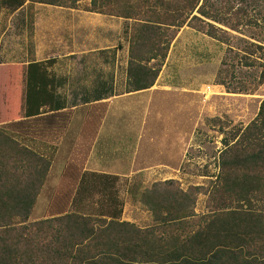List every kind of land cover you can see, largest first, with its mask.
Returning <instances> with one entry per match:
<instances>
[{
	"label": "trees",
	"instance_id": "trees-1",
	"mask_svg": "<svg viewBox=\"0 0 264 264\" xmlns=\"http://www.w3.org/2000/svg\"><path fill=\"white\" fill-rule=\"evenodd\" d=\"M261 1L124 0L114 7L116 4L101 6L98 0H92V8L87 11L134 21L129 38L127 75L131 87L128 91L139 92L154 86L170 44L184 26L205 30L208 36L215 38L216 27L211 22L236 30L227 22L228 12L239 6L234 15L245 19L248 11L243 7L257 11ZM35 2L64 5L62 0ZM1 4L14 13L26 4V0H2ZM261 14L259 12V18L246 20L245 24L239 21V25L247 28L263 26L260 28L263 30ZM196 23L202 27H196ZM251 46L257 51L264 50L262 46ZM248 52L255 53L249 49ZM152 61L156 63L149 66ZM52 63L48 60L28 64L22 73L25 88L19 86L20 79L15 75L12 94L17 98V107L21 102L20 109L25 110L27 118L40 115L43 109L60 107L55 105L48 69ZM260 68L258 86H264V64ZM255 106L252 121L238 134L235 143L220 154L219 174L209 200L214 205V214L210 220L202 222L199 229L182 233L183 222L195 216L192 208L195 199L193 194L173 188L172 182L155 190L154 199L147 201L155 218L162 224L169 223L170 230L176 232L173 239H160L155 244L147 243L151 239H128L132 242L126 245L117 239H100L103 233H114L120 227L134 228L117 221L120 212L110 222L71 212L32 223L28 222L33 209L30 203L25 211H0V264H35L41 257L49 264L59 261L67 264L65 260L72 259L74 264H264V211L259 206L264 202V98L255 100ZM9 214L16 223L1 221ZM21 223L25 225L18 226ZM178 230L182 232L178 233ZM147 234L149 232H145ZM134 240L138 243L133 244Z\"/></svg>",
	"mask_w": 264,
	"mask_h": 264
},
{
	"label": "rangeland",
	"instance_id": "rangeland-1",
	"mask_svg": "<svg viewBox=\"0 0 264 264\" xmlns=\"http://www.w3.org/2000/svg\"><path fill=\"white\" fill-rule=\"evenodd\" d=\"M35 1L37 0H26L28 3L21 11L31 15L33 7H36ZM62 1L64 5L56 7H63V10L69 8L80 13L87 12L82 16L91 17L90 26L85 27L87 34L85 45L93 47L101 43L106 46L108 63H113L110 58L112 53L115 57L117 55L112 47H116L118 43L123 45L124 48L118 52L122 67L118 68V75L121 74L118 77L122 79L120 92L128 91L131 86L126 71L131 25L134 21L109 14L89 12L87 10L92 8L90 4L92 0H76L72 5L70 3L75 0ZM123 1L98 0L97 3L104 6L107 3L121 4ZM130 1L134 2V0ZM1 2L2 0H0V103L1 93L4 91L3 75L1 76L3 49L6 38L11 34L10 19L13 16V13L2 7ZM257 5L259 7L257 11L243 7L244 11H248V18L245 19L236 18L234 15L239 6L228 12L225 16L227 22L229 25H234L236 30L211 22L216 27L215 38L208 36L205 30L184 26L170 44L152 92L126 98L127 109L123 113L120 115L117 113L116 117L108 115L107 123L124 124L121 141L123 143L118 142V147L121 148L120 153L117 154L124 163V168L127 169L124 179L118 181L117 186L125 205L122 221L133 223L140 229L159 227L161 221L157 220L147 208L142 196L145 194L147 201L153 200L154 190L157 191L167 182H172L175 189L194 195L195 202L192 208L195 216L183 222V232L192 233L199 229L202 222L210 220L214 214L212 212L214 205L212 206L209 200L219 174L220 154L235 143L238 134L254 118L255 100L260 101L264 98L262 96L264 86H258L262 70L260 66L264 64V50L257 51L251 46L264 47L262 41L264 29H260L263 26L247 28L243 25L246 20L259 18V12L264 17V0ZM43 9L46 11V8ZM51 10L56 11L54 7ZM13 19H18V16ZM239 21L243 24L239 25ZM197 25L202 27V24L196 23V27ZM203 27L207 29L206 26ZM22 33L17 29V38ZM62 36H64L61 37L64 40L63 45H67V36L64 33ZM61 38L57 40V44H53V47L61 45L59 44ZM76 41L77 48L84 42H80V37L76 38ZM16 43L27 45L28 51L29 46L31 49L34 47L29 36L25 37L24 34L21 42L17 39ZM15 49L19 56V49L16 47ZM248 49L255 53L251 54ZM90 61L95 63L96 69L99 68L100 60L97 57L91 56ZM154 63L156 62L152 61L149 66ZM78 64L79 62H75L74 70L80 74ZM246 64L252 66L248 67ZM99 105L91 106L90 110L98 112L94 116V122L102 123L106 110ZM96 117L99 120H96ZM76 162L78 166L83 160L77 157ZM72 185L71 182L70 186ZM60 191L61 194L53 197L54 205L49 211L37 212L31 222L50 219L53 215H57L55 206H58L59 213L65 212L62 205L64 204L65 207L68 201L70 203L72 195L67 196L62 192L65 190ZM69 191L74 192V188L70 187ZM80 206L82 209L86 208L81 212L82 215H86L88 214L86 212L96 213L99 205L91 202ZM259 206L264 211V202L259 203ZM156 234L160 236L162 231H156ZM60 262L58 264H62ZM65 263L75 262L72 259L65 260ZM35 264L49 263H44L41 257L36 259Z\"/></svg>",
	"mask_w": 264,
	"mask_h": 264
},
{
	"label": "crops",
	"instance_id": "crops-1",
	"mask_svg": "<svg viewBox=\"0 0 264 264\" xmlns=\"http://www.w3.org/2000/svg\"><path fill=\"white\" fill-rule=\"evenodd\" d=\"M35 4L31 15L21 11L26 4L13 13L11 34L4 43L1 69L4 70L1 75L4 91L0 103V211H25L32 203L28 221L31 222L37 212H48L54 205L53 197L61 194L60 190H65L63 194L72 195L70 203L68 201L65 207L62 205L64 213H59L58 206H55L57 215L51 219L71 212L81 214L86 209H82L81 204L96 202L99 205L96 213L86 212L88 214L83 216L110 222L120 212L117 221L134 227H120L114 233H103L100 239H117L123 245L132 242L128 239H151L147 243L152 244L160 239H173L176 232L171 231L169 223L160 222L159 227L140 229L121 220L125 205L117 186L118 181L124 179L127 169L117 154L120 153L118 142L122 141L124 124L106 122L108 115L116 117L117 113L120 115L127 109L126 98L144 95L153 87L139 92H120L122 79L118 77L121 75H118V68L121 67L118 52L124 47L121 43L112 47L117 55L115 57L112 53L110 58L113 63H108L106 46L101 43L86 46L85 27L90 26L91 17L82 15L87 12L76 13L69 8L63 10V7ZM53 7L56 11L51 10ZM15 16L18 19H13ZM17 29L23 32L18 38ZM62 33L67 36V45H63ZM23 34L34 43L33 49L29 46L28 51L27 45L16 43L17 39L21 42ZM78 37L80 42H84L77 48ZM60 38L61 45L53 47ZM15 47L19 49V56ZM91 56L100 60L98 69L90 61ZM48 60L53 61L48 69L53 81L55 105L60 107L57 110L43 109L40 115L27 118L25 110L20 109L21 102L17 107V98L12 94L14 79L18 76L19 86L25 88L22 73L28 64ZM75 62H79L80 74L74 70ZM95 104L106 110L102 123L94 122L98 112L90 108ZM100 115L103 116L102 113ZM77 157L83 160L78 166ZM70 187L74 188V192L69 191ZM142 197L149 209L146 195ZM44 220L47 219L41 221ZM1 221L16 223L17 220L9 214ZM39 221L33 220L32 223ZM22 225L25 224L18 226ZM136 230L139 233H135ZM156 231H162V234L159 236ZM145 232L149 234L146 236ZM135 243L138 241L134 240Z\"/></svg>",
	"mask_w": 264,
	"mask_h": 264
}]
</instances>
